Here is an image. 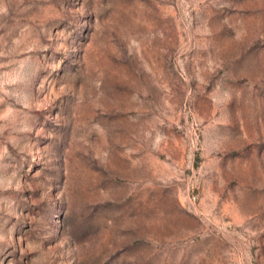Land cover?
Returning <instances> with one entry per match:
<instances>
[{
  "label": "rangeland",
  "instance_id": "374dc122",
  "mask_svg": "<svg viewBox=\"0 0 264 264\" xmlns=\"http://www.w3.org/2000/svg\"><path fill=\"white\" fill-rule=\"evenodd\" d=\"M0 264H264V0H0Z\"/></svg>",
  "mask_w": 264,
  "mask_h": 264
}]
</instances>
